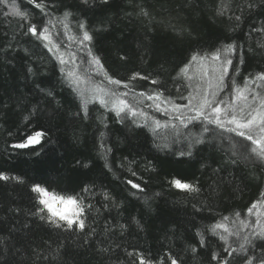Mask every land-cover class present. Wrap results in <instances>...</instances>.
I'll use <instances>...</instances> for the list:
<instances>
[{"label": "snow or ice", "instance_id": "obj_1", "mask_svg": "<svg viewBox=\"0 0 264 264\" xmlns=\"http://www.w3.org/2000/svg\"><path fill=\"white\" fill-rule=\"evenodd\" d=\"M27 4L38 9V13L33 15L22 10L17 0H0V11L4 17L12 16L21 21L13 40L17 36L27 38L26 42H34L45 49L50 60L37 65L27 47L20 48L13 43L0 47V53L4 54L23 51L28 58L24 78L31 80L34 96L39 98L23 116V127L17 128L15 133L8 132L9 136L17 137L8 148L29 150L39 157L46 144L55 143L50 135L51 129L39 121L42 118L50 121L64 110L62 92L68 90L75 105V111L71 108L68 110L71 118L85 125L94 119L98 133L95 138V159L76 157L72 161V170H90L99 163L102 171L106 170L115 180L122 181L129 195L142 201L149 213L158 211L154 205L162 194H148L150 178L146 179L133 167L138 166L135 159L124 156L119 163L115 162L114 147L109 142V114L116 124L129 131L137 128L149 130L154 146L166 155L175 157L178 162L191 160L202 150L201 146H215L216 143L227 145V159L223 164L218 162L217 166L212 167L207 161H200L201 172L211 168L213 176L220 177L218 182L213 181V185H210L211 192L220 201L243 191L224 175L229 165H243L264 173V67L254 72H244L246 55L257 54V50L264 55V0H242L235 8L232 6L233 0H217L210 19L213 22L217 18L234 21L230 32L238 31L245 20L250 19L252 23L246 37L248 41L255 40V47L251 43L246 46L236 39L225 37L211 47L190 50L185 60L176 65L175 75L170 76L176 96L166 94L169 88L164 79L167 72L164 63L160 64V71L155 75L133 70L122 77L108 66L106 58L97 49L100 38L110 31L112 23L121 16L152 19L137 0H123V4L132 11L121 7L119 12L100 18L95 23L88 13L108 12L113 0H75L72 4L66 0H27ZM193 6L199 8L197 0H188L186 7L191 9ZM4 35L7 36V33ZM175 35L181 39H199L198 33L190 26L175 32ZM14 59L7 60V63L13 64ZM118 60L126 62L128 56L118 53ZM141 60L147 63L143 56ZM48 63L57 73L55 82L45 83L44 78L51 71ZM139 82H146L151 87L137 91ZM41 102L48 107L42 108ZM97 105L103 111L93 117L91 112ZM3 107L7 108L8 105L4 104ZM145 109L161 113L167 119L162 121ZM0 118H4L2 112ZM161 129L165 130L164 135H161ZM194 129L197 131L193 132ZM73 140L74 143L81 142L75 133ZM143 171L158 174L157 163L148 160ZM0 182L27 185L30 206L26 209L19 206L7 209L13 217L23 214L30 218L22 225L23 229L30 232L35 226L50 231L42 246L30 245L24 251L11 244V234L19 229L9 224L7 215L0 217V232L6 229L9 233L7 237L0 236V260H3V264H10L6 259L10 252L13 256L21 257L19 264H68L64 259L67 237L61 234L81 241L79 247L91 246L94 238L102 236L103 239H96V251L111 257L117 249L122 248L113 239L117 231L123 236L131 225L141 232L145 230L143 218L136 216L126 223L104 217L100 226L98 221L102 210L111 213L115 209L118 215H122L124 202L117 200L106 186L98 190L92 181L82 183L78 191L69 192L53 188L46 180L29 183L23 176L0 170ZM165 183L169 190L183 193L186 202H191V223L195 229L193 241L186 243L179 252L169 248L159 258L143 249L123 248L127 259L121 261L117 256L113 264H186L185 255L196 260L201 252L205 254L206 264H264V190L259 192L258 198L250 203L244 213L233 209L225 214L208 197L201 199L204 189L198 177H165ZM97 196L101 197L100 201H96ZM205 212L212 217V221L197 226L195 216ZM201 219H204L202 215ZM168 232L172 235L167 238L174 239L175 225ZM52 235L58 239L54 241ZM198 264H205V261Z\"/></svg>", "mask_w": 264, "mask_h": 264}, {"label": "trees", "instance_id": "obj_2", "mask_svg": "<svg viewBox=\"0 0 264 264\" xmlns=\"http://www.w3.org/2000/svg\"><path fill=\"white\" fill-rule=\"evenodd\" d=\"M66 2L72 4L75 0H66ZM137 2L147 9L152 19L142 16L136 17L135 15L132 17L121 16L112 23L110 31L100 38L97 49L106 58L108 66L122 77H126L133 70L151 72L155 75L160 71V64L164 63L167 69L164 79L169 88V92L166 94L177 95L175 89L172 88L170 76L175 75L176 65L185 60L190 50L211 47L225 37L236 39L245 43L246 46L251 43L255 47V40L248 41L246 37L252 23L250 19H246L236 32L229 31L234 21L217 18L213 22L210 19L214 14L213 9L217 0H197L199 8L193 6L191 9L186 7L188 0H137ZM17 3L22 10H27L33 15L39 11L34 9L32 5H28L27 0H17ZM239 3H242V0H233L232 6L235 8ZM121 7L127 11H132L131 8H127L123 4V0H113L108 12H89L88 16L95 23L100 18L119 12ZM20 23L19 18L4 17L3 12L0 11V47L7 43L17 44L20 48L27 47L30 49L35 64L39 65L49 61L50 57L46 50L38 47L34 42H26L27 38L23 36H17L16 40L12 39L18 32ZM189 26L198 33V40L181 39L175 35V32ZM149 29L154 31H149ZM5 33L7 36L4 35ZM118 53L126 54L128 60L126 62L119 61ZM142 56L147 60V63L141 60ZM13 57L15 58L13 64H8L7 60ZM245 59V73L254 72L264 67V55L259 54V50H257V54L246 55ZM27 62L28 58L23 51L9 54L0 53V112L4 114V118H0V170L23 176L29 183L35 180H46L53 188L69 192L78 191L82 183L89 181L95 182L98 190L101 186H106L116 196L117 200L124 202V207L121 210L122 215H118L115 209L111 213L102 210V216L98 221L100 226L103 225L104 217L119 220L120 223L130 222L132 216L142 217L145 224V230L142 232L137 230L135 225H131L123 236H120L117 231V235L113 239L120 243L122 248L117 249L111 257L96 251V239H103L102 236L94 238L91 246L79 247L78 244L81 241L68 234H61L67 237L65 239L64 259L68 264H113L117 256L121 261H125L127 258L123 248L131 250L133 247L150 251L154 257L159 258L163 257L169 248L173 252H179L186 243L192 242L195 229L191 223L193 221L191 202H186L183 193L169 190L165 183V177L178 176L185 179L198 177L204 189L201 199L208 197L213 204H218L219 209L225 214L233 209H238L244 213L250 203L258 198L259 192L264 190V173L259 170H250L243 165H229L224 175L228 176L243 191L220 201L210 188L213 181L218 182L220 177L213 176L211 168L201 172L200 161H207L212 167L217 166L218 162L223 164V161L227 159V145L216 143L215 146L213 144L201 146L202 150L191 160L178 162L175 157L166 155L165 152L154 146L153 136L149 130L137 128L135 131H129L116 124L112 120V115L109 114V142L114 147L115 162L119 163L124 156L135 159L138 166L133 165V167H136L146 179L150 178L148 194L151 195L154 192H161L162 194L154 205L158 211L155 214L149 213L145 210L142 201L131 197L123 182L115 180L106 170L102 171L99 163L90 170H72V161L76 157L95 159V138L98 133L94 119L85 125L71 118L68 110L71 108L75 111V105L72 103L73 97L68 90L62 92L64 110L50 121L47 118H42L39 121L51 129L50 135L55 143L46 144L39 157L32 155L29 150L8 148V145L17 139L16 136H9L8 132L15 133L17 128L23 127V116L31 110L32 104L39 99L34 96L31 80L26 81L24 78ZM48 67L51 71L44 78L45 83L55 82L57 73L51 63H48ZM139 85L137 91L151 87L146 82H139ZM145 103L151 102L146 101ZM4 104H7L8 107L4 108ZM18 104L20 107H17ZM41 107L47 108L48 106L41 102ZM102 111L98 105L94 106L91 115L94 117ZM145 111H149L162 121L167 119L161 113L153 112L151 109H145ZM160 131L161 135L165 134L164 129ZM195 131L197 129L193 130V132ZM73 133L81 138L80 143H74ZM148 160L157 163L158 174L143 171V166ZM124 175L128 176L127 173ZM255 177H259V179ZM100 200L101 197L97 196L96 201ZM11 206H19L22 209L30 206L27 185L19 186L0 182V217L7 215L9 224H14L19 229V231L11 234L12 245L24 251H27L30 245L42 246V241L49 237L50 231L47 228L35 226L30 232L23 229L22 225L30 218H26L23 214L19 217H13L7 212ZM201 215L204 217L203 220ZM211 221L212 217L207 212L195 216L197 226ZM172 225H175L176 233L175 238L169 240L167 236L172 234L168 232V229ZM8 235L6 229L0 232V236L7 237ZM52 239L55 241L58 237L52 235ZM6 259L10 264L11 262L19 264L21 257L19 255L13 256L10 252ZM185 260L186 264H198L199 261H205L206 264V257L203 252L196 260H192L190 255H185ZM0 264H3V260H0Z\"/></svg>", "mask_w": 264, "mask_h": 264}]
</instances>
